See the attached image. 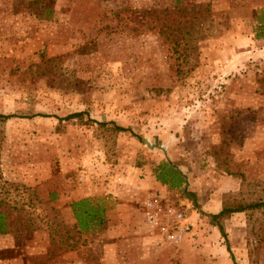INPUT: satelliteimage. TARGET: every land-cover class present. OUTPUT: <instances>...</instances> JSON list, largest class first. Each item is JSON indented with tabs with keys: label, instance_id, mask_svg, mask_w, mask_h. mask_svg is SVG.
Instances as JSON below:
<instances>
[{
	"label": "rangeland",
	"instance_id": "374dc122",
	"mask_svg": "<svg viewBox=\"0 0 264 264\" xmlns=\"http://www.w3.org/2000/svg\"><path fill=\"white\" fill-rule=\"evenodd\" d=\"M0 112V264H264V0H0Z\"/></svg>",
	"mask_w": 264,
	"mask_h": 264
},
{
	"label": "built area",
	"instance_id": "2783aa9c",
	"mask_svg": "<svg viewBox=\"0 0 264 264\" xmlns=\"http://www.w3.org/2000/svg\"><path fill=\"white\" fill-rule=\"evenodd\" d=\"M161 197L154 193L146 200L144 204L145 218L151 226H155L161 234L168 241H177L182 236V232L188 227L187 216L182 209L176 208L173 205L167 207L159 219L161 211ZM161 205V204H160Z\"/></svg>",
	"mask_w": 264,
	"mask_h": 264
},
{
	"label": "trees",
	"instance_id": "16d2710c",
	"mask_svg": "<svg viewBox=\"0 0 264 264\" xmlns=\"http://www.w3.org/2000/svg\"><path fill=\"white\" fill-rule=\"evenodd\" d=\"M74 114H80V113H74ZM11 116H12L11 114H3L0 112V121H5L8 118H10ZM100 124L102 125L104 123L101 122ZM116 129L124 130L122 127H119V126H116ZM163 170L167 175L171 176V179H170L171 185H173V186L181 185V183L183 181L182 176L177 170H175L174 168H172L170 166H166L165 168H163ZM164 177L165 176L163 173L158 175V179H160V181L165 184V183H167V181L164 180L165 179ZM79 203L80 202H78L77 205ZM260 206H264V202H250L247 204L238 203L235 205L226 204L223 206L221 211L219 213L215 214L212 218H218L220 216L229 215L232 212H238V211L245 210L246 208H254V207H260ZM76 210H77L76 206L75 207L73 206V211L75 212ZM75 215L81 224V219L85 218V214L84 213L79 214L77 211V212H75ZM101 217H102L101 215L97 217V222L100 221ZM0 232L1 233L4 232V222L2 219H0ZM234 264H239V263H234Z\"/></svg>",
	"mask_w": 264,
	"mask_h": 264
},
{
	"label": "crops",
	"instance_id": "0c3cea01",
	"mask_svg": "<svg viewBox=\"0 0 264 264\" xmlns=\"http://www.w3.org/2000/svg\"><path fill=\"white\" fill-rule=\"evenodd\" d=\"M146 178H144V185H145V188L146 187H162V183L161 182H158V181H155L156 180V177H154V175L152 174L151 171H147V174L145 175ZM142 183V182H141Z\"/></svg>",
	"mask_w": 264,
	"mask_h": 264
},
{
	"label": "water",
	"instance_id": "95a60500",
	"mask_svg": "<svg viewBox=\"0 0 264 264\" xmlns=\"http://www.w3.org/2000/svg\"><path fill=\"white\" fill-rule=\"evenodd\" d=\"M144 141H145V143H147V144L150 146V142L148 141L147 138H145ZM157 147L163 149L164 153H166V151H165V147H162V146H157ZM170 165H171L173 168L177 169L179 172H181L178 166H176V165H172V164H170Z\"/></svg>",
	"mask_w": 264,
	"mask_h": 264
}]
</instances>
